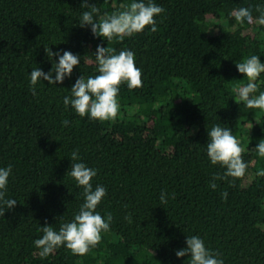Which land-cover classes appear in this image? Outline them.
I'll use <instances>...</instances> for the list:
<instances>
[{
	"label": "trees",
	"instance_id": "1",
	"mask_svg": "<svg viewBox=\"0 0 264 264\" xmlns=\"http://www.w3.org/2000/svg\"><path fill=\"white\" fill-rule=\"evenodd\" d=\"M132 2L165 10L157 32L107 41L80 27L90 11L84 0H0V168L11 165L4 199L17 201L11 210L0 201V264H188L176 252L191 236L224 264H264V158L255 149L264 111L237 104L233 92L248 83L237 63L252 55L264 63V25L256 23L264 0H88L96 22ZM239 8L252 20L238 23L231 13ZM98 46L132 51L142 72L141 88L120 86L118 115L105 122L63 103L79 78L99 74ZM45 48L70 51L80 64L63 84L42 80L33 94L32 70L49 73L59 61ZM255 83L258 96L264 73ZM216 125L244 149V177L224 178L208 158ZM77 162L96 170L93 190L106 189L96 211L112 215L110 230L85 256L61 246L41 257L34 242L42 227L59 231L85 201L68 175Z\"/></svg>",
	"mask_w": 264,
	"mask_h": 264
},
{
	"label": "clouds",
	"instance_id": "2",
	"mask_svg": "<svg viewBox=\"0 0 264 264\" xmlns=\"http://www.w3.org/2000/svg\"><path fill=\"white\" fill-rule=\"evenodd\" d=\"M83 7L90 8L82 15L81 26H91L94 35L102 37L104 40H123L126 36L142 33L146 28H151V32H157L156 17L165 10L154 3L132 2L125 6L124 10L113 13L106 17H101L99 22L94 20V14L99 13V9L90 6L88 0H84ZM260 16L256 23L264 25V10L256 9ZM235 20L243 24L247 19L252 20L251 10L239 8L231 13ZM49 57H59L58 63H54L52 72L45 73L40 68L32 70L30 81L32 92L35 94L36 85L40 81H47L51 85L63 84L66 77L72 76L74 68L79 66L80 58L70 51L63 54L54 53L52 49L45 48ZM95 58L98 63V75L79 78L73 85L71 97L64 98V105H71L80 117L90 116L91 119L100 122L114 120L119 112L118 94L120 86L126 84L130 90L141 88L142 72L136 66L134 53L130 50H121L118 54L114 48L98 46ZM239 73L243 74L248 83L233 88L236 94V103L243 102L249 109H259L264 111V92L258 96L253 95L257 91L255 83L258 77L264 73V63L258 56L252 55L243 62L237 63ZM53 75L55 78H53ZM68 121H64L65 126ZM210 142L207 144V155L213 165H220L226 169L224 178L231 177L233 180L244 177L248 165L242 159L244 149L231 131L219 125L213 126L209 131ZM259 156L264 158V140H261L255 148ZM80 159L78 151L71 154L72 161ZM12 171L11 165L8 168H0V201L13 209L17 201L14 199L5 200L8 179ZM69 176L74 178L78 186L83 188L84 203L80 207L79 213L74 220L61 225L59 231L53 227L44 226L42 238L34 243L40 249V256L47 257L58 247L66 246L73 255L85 256L90 249L96 247L102 239V233L110 230L112 215H107L105 220L96 210L98 205L106 196V189L97 186L92 187V179L97 175L96 170L87 167L84 163H72ZM264 175V173H261ZM221 179V177H213ZM212 189L217 185L210 184ZM227 198V192L223 193ZM161 202L166 203V194H161ZM5 215L3 207H0V216ZM131 222V216L127 217ZM187 248L176 252L178 258L190 256L188 264H224L222 259L217 258L218 254L210 252L204 241L199 236H191L186 240Z\"/></svg>",
	"mask_w": 264,
	"mask_h": 264
}]
</instances>
